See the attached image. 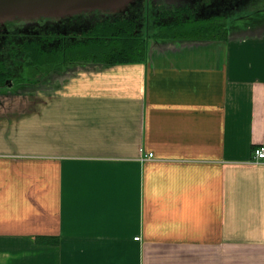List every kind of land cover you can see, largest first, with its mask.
Returning a JSON list of instances; mask_svg holds the SVG:
<instances>
[{"label": "crops", "instance_id": "crops-1", "mask_svg": "<svg viewBox=\"0 0 264 264\" xmlns=\"http://www.w3.org/2000/svg\"><path fill=\"white\" fill-rule=\"evenodd\" d=\"M239 21L0 111V264H264V17Z\"/></svg>", "mask_w": 264, "mask_h": 264}, {"label": "flooded vegetation", "instance_id": "flooded-vegetation-1", "mask_svg": "<svg viewBox=\"0 0 264 264\" xmlns=\"http://www.w3.org/2000/svg\"><path fill=\"white\" fill-rule=\"evenodd\" d=\"M214 1L138 0L139 4L119 14L139 23L142 35L148 36L146 43L181 39L166 33L180 23L215 22L224 24L227 33L232 22L240 23L246 17L250 23H257L258 17H264V0H232V6ZM238 13L243 14L235 17ZM95 21L94 16L88 15L0 23V111H11L15 103H24L30 95L46 89L50 80L61 77L67 64L63 61L66 46L75 47L90 38L87 34L95 28Z\"/></svg>", "mask_w": 264, "mask_h": 264}, {"label": "trees", "instance_id": "trees-1", "mask_svg": "<svg viewBox=\"0 0 264 264\" xmlns=\"http://www.w3.org/2000/svg\"><path fill=\"white\" fill-rule=\"evenodd\" d=\"M123 14V13H122ZM122 14L110 15L99 11L82 13L67 18H82L94 16L97 21L95 28L75 47L66 46L65 64L93 63V64H136L145 60L146 40L142 35L139 23L126 19ZM93 21H87L91 24ZM173 38L186 39L188 35L198 34L206 39L224 40L227 37L224 24L215 22L180 23L166 32ZM164 35V33H163ZM200 40V39H199Z\"/></svg>", "mask_w": 264, "mask_h": 264}, {"label": "water", "instance_id": "water-1", "mask_svg": "<svg viewBox=\"0 0 264 264\" xmlns=\"http://www.w3.org/2000/svg\"><path fill=\"white\" fill-rule=\"evenodd\" d=\"M136 1L138 0H0V23L17 19H63L92 11L116 15L126 11ZM242 20H246V17Z\"/></svg>", "mask_w": 264, "mask_h": 264}, {"label": "built area", "instance_id": "built-area-1", "mask_svg": "<svg viewBox=\"0 0 264 264\" xmlns=\"http://www.w3.org/2000/svg\"><path fill=\"white\" fill-rule=\"evenodd\" d=\"M152 155L149 154L148 158H151ZM252 163L253 164H264V144L258 147H255L252 150ZM135 241L139 240V237L134 238Z\"/></svg>", "mask_w": 264, "mask_h": 264}, {"label": "rangeland", "instance_id": "rangeland-1", "mask_svg": "<svg viewBox=\"0 0 264 264\" xmlns=\"http://www.w3.org/2000/svg\"><path fill=\"white\" fill-rule=\"evenodd\" d=\"M236 1V0H235ZM215 3H218V2H222L223 4H225V5H228V6H232V5H234V1H232V0H215L214 1ZM245 2H246V0H245ZM136 4H139L138 3V1H136L133 5H131L130 7H133V6H135ZM217 5V4H216ZM257 5H259L260 6V3L259 4H257ZM129 8V7H128ZM127 8V9H128ZM241 14H243V13H241ZM241 14H237L235 17H237L238 15H241ZM232 22V21H231ZM230 24V22H228V25ZM169 36H171V35H169ZM186 39H191V40H205L206 39V37H201L200 35H198V34H193V35H188L187 36V38Z\"/></svg>", "mask_w": 264, "mask_h": 264}]
</instances>
